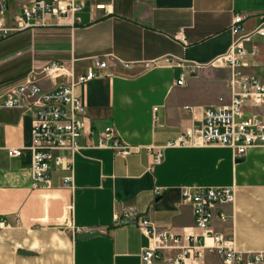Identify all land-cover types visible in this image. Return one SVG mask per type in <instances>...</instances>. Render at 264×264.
Returning <instances> with one entry per match:
<instances>
[{"label":"crops","instance_id":"crops-1","mask_svg":"<svg viewBox=\"0 0 264 264\" xmlns=\"http://www.w3.org/2000/svg\"><path fill=\"white\" fill-rule=\"evenodd\" d=\"M82 1L78 23L48 20V27L0 41V100L27 79L50 91L69 73L106 63L74 89L84 107L83 149L72 174L50 173L48 188H31L32 101L0 108V264H139L148 240L122 214L134 211L177 237L199 235L181 191L201 188H234L232 205L213 209L210 230L232 238L239 252H264V146L236 162L223 147L165 149L159 165L152 156L205 111L228 104L231 72L215 61L234 41L233 17H243L251 33L264 20V0ZM243 48L241 72L264 77V39L253 36ZM50 64L62 73L45 77ZM250 111L264 121V106ZM105 129L128 147L125 157L91 147ZM9 149H21V157H8ZM70 175L72 189L62 184ZM88 232L98 235L76 240Z\"/></svg>","mask_w":264,"mask_h":264},{"label":"built area","instance_id":"built-area-1","mask_svg":"<svg viewBox=\"0 0 264 264\" xmlns=\"http://www.w3.org/2000/svg\"><path fill=\"white\" fill-rule=\"evenodd\" d=\"M83 8L82 0H0V41L14 34L48 27V20L70 17L73 23H78L75 16ZM243 20L238 15L233 17L230 32L234 41L229 50L215 61L231 72L228 104L205 111L198 125L169 141L165 147L152 149L153 165L160 164L165 149L223 147L232 152L236 162L245 156L248 149L264 146V121L250 111V108L264 106V77L246 76L240 70L246 67L243 60L247 54L243 44L253 36L264 39V20L247 34L243 31ZM177 66L192 72L189 67ZM105 67V61L97 59L86 74L74 76L69 73L68 82L58 84L50 91L42 90L36 81L27 79L10 88L4 100H0V108L8 110L20 109L27 99L32 101L29 104L33 115L30 149L32 189L48 188L53 170L72 174L73 156L83 149L78 141L84 131V107L74 89L92 81L96 76L94 70ZM62 71L56 64L42 69L45 77ZM183 76L176 82L177 86L183 85ZM247 113L251 116L246 117ZM91 147L111 150L121 157L129 152L110 129L98 134L96 145ZM63 152L68 156L56 155ZM7 155L20 158L22 150L9 149ZM71 183V175L62 179L65 188L72 189ZM181 197L191 206L194 229L199 235H171L166 230L156 229L149 220L137 218L134 211L120 217L124 221H136V227L148 240V246L139 255V264H196L209 255L218 257L222 264H264V252H239L234 248L232 238L210 230L213 209L232 205L233 187L201 188L193 192L182 189ZM226 219L227 215L219 210L218 220L224 222Z\"/></svg>","mask_w":264,"mask_h":264},{"label":"rangeland","instance_id":"rangeland-1","mask_svg":"<svg viewBox=\"0 0 264 264\" xmlns=\"http://www.w3.org/2000/svg\"><path fill=\"white\" fill-rule=\"evenodd\" d=\"M245 116L250 117L251 113H247ZM196 264H222V262L218 257L214 255H209L204 259L203 262L196 263Z\"/></svg>","mask_w":264,"mask_h":264},{"label":"water","instance_id":"water-1","mask_svg":"<svg viewBox=\"0 0 264 264\" xmlns=\"http://www.w3.org/2000/svg\"><path fill=\"white\" fill-rule=\"evenodd\" d=\"M98 234L96 232H88V233H83V234H79L76 236V240L77 241H82V240H86L88 238L97 236Z\"/></svg>","mask_w":264,"mask_h":264}]
</instances>
